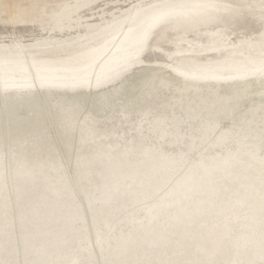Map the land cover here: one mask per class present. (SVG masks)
Wrapping results in <instances>:
<instances>
[{
    "label": "rangeland",
    "instance_id": "rangeland-1",
    "mask_svg": "<svg viewBox=\"0 0 264 264\" xmlns=\"http://www.w3.org/2000/svg\"><path fill=\"white\" fill-rule=\"evenodd\" d=\"M261 17L264 0H0V264H264ZM145 76L101 117L75 98ZM242 117L254 142L222 135Z\"/></svg>",
    "mask_w": 264,
    "mask_h": 264
},
{
    "label": "bare ground",
    "instance_id": "bare-ground-1",
    "mask_svg": "<svg viewBox=\"0 0 264 264\" xmlns=\"http://www.w3.org/2000/svg\"><path fill=\"white\" fill-rule=\"evenodd\" d=\"M141 79V82H136L137 85H133L134 82H121L111 92H102L99 90H84L75 94V98L82 102L84 110H91L101 117L104 114H110L117 111L121 106L127 103L136 102V99L138 98L140 92V88L150 80L148 79V76H145L144 78L141 77ZM156 83L159 84L160 82L156 81ZM126 88H129L131 90L126 91ZM229 88L230 86L228 85L224 86L223 91H226ZM118 93L121 95L115 97L118 95ZM197 115L198 112L192 113L191 117H195ZM218 118V115L210 118L213 121L201 128V131L203 132L201 133L200 138L204 139L207 136L208 131L218 125ZM1 120H3V117ZM257 128V124L246 122V120L242 117L240 122L234 124L229 130L223 131L222 135H225L227 133L238 134L241 137L245 138L246 141L254 142L259 138ZM261 140L264 141V139Z\"/></svg>",
    "mask_w": 264,
    "mask_h": 264
},
{
    "label": "snow or ice",
    "instance_id": "snow-or-ice-1",
    "mask_svg": "<svg viewBox=\"0 0 264 264\" xmlns=\"http://www.w3.org/2000/svg\"><path fill=\"white\" fill-rule=\"evenodd\" d=\"M208 23H218L219 22V18L218 17H214V18H211L209 21H207ZM261 23L264 24V17H261ZM41 25L42 27H47V25L43 24V22H41ZM214 36H221L222 35V31L221 32H218V33H215L213 34ZM155 36H150L149 33H145L143 38H142V41H141V44H140V47L139 49L137 50V53H136V56H135V60H139L142 58V53L144 52V50L150 46H152L153 44V41H155ZM176 43L179 44L181 42H184L183 41V37H175L174 38ZM21 42L19 40H16V39H13V44H16V45H19ZM161 51H162V54H163V49L161 48ZM261 72L262 74H264V69H261ZM73 119V113H72V110H66L65 111V120H66V123L70 124L71 123V120ZM24 264H34V262H24ZM82 264H96L95 261H92V260H86V261H83ZM105 264H116V262H108L106 261Z\"/></svg>",
    "mask_w": 264,
    "mask_h": 264
}]
</instances>
